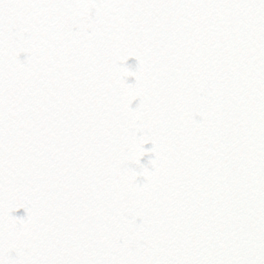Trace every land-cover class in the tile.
<instances>
[{"label": "snow or ice", "instance_id": "snow-or-ice-1", "mask_svg": "<svg viewBox=\"0 0 264 264\" xmlns=\"http://www.w3.org/2000/svg\"><path fill=\"white\" fill-rule=\"evenodd\" d=\"M0 264H264V0H0Z\"/></svg>", "mask_w": 264, "mask_h": 264}]
</instances>
